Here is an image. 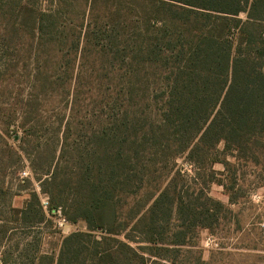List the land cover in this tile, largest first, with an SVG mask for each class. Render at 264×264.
Instances as JSON below:
<instances>
[{"label":"trees","instance_id":"16d2710c","mask_svg":"<svg viewBox=\"0 0 264 264\" xmlns=\"http://www.w3.org/2000/svg\"><path fill=\"white\" fill-rule=\"evenodd\" d=\"M92 3L109 11L116 0ZM129 3L137 13L120 6L105 27L85 21L86 11L61 30L56 11L30 4L0 16L6 50L20 31L50 41L67 32L76 37L65 48L77 56L83 46L95 48L101 69L90 75L96 90L80 87L86 75L75 78L64 137L32 153L23 150L49 201L44 207L30 180H22L20 188L29 191L24 206L0 203L1 264H157L189 244L190 230L219 223L226 210L210 196V184L234 189L218 178L224 172L214 170L222 153L264 173V0ZM67 80L65 86L72 77ZM80 122L86 125L73 124ZM73 126L85 134L73 139ZM21 128L26 143L35 127L25 122ZM10 131V125L0 129V145ZM5 146L0 172L14 176L22 157ZM179 158L192 166L193 186L174 171ZM6 191L0 190L3 203L16 196ZM239 192L230 193L231 204ZM58 212L68 223L85 222L87 232L63 238L57 258L41 252L28 259L22 252V261L14 260L19 246H8L14 225L31 230L52 224L48 214Z\"/></svg>","mask_w":264,"mask_h":264},{"label":"rangeland","instance_id":"374dc122","mask_svg":"<svg viewBox=\"0 0 264 264\" xmlns=\"http://www.w3.org/2000/svg\"><path fill=\"white\" fill-rule=\"evenodd\" d=\"M62 1L0 0V16L2 14V17L6 15L5 18H8L11 7L18 9L23 4H30L40 11H56V15L60 16L58 23L63 30L64 22L68 27L77 24L81 13L83 16L86 11L85 21L101 27L110 24L112 15L120 6L127 12L132 9L134 14L138 11L131 8L129 0H116V7H111L109 11L99 3H92V0H88V7L85 0H67L65 6ZM239 19L245 21L247 15L241 14ZM1 27L0 25L2 34ZM24 32H18L8 44L7 50L6 45L0 44V129L4 131L10 125L11 130V136H6L0 145V160L3 148H7L6 144L12 146L22 157L16 175H9L7 171L0 172V190L5 189L8 192V189H11L8 193L16 195H10L8 198L5 196L7 203H3L0 198V203L7 206L13 204L18 208L23 207L29 198V191H24L20 188L21 185L19 186L22 180H30L29 188L35 189L42 204L47 205L49 199L41 194L26 153H32L36 146L44 147L48 142L64 137L70 114L69 107L65 105L66 98L74 89L75 78L86 75L85 84L80 87L84 91H93L99 86L91 82L90 75L93 77L97 72H101L95 48L83 46L80 56L65 48V44L73 42L76 35L73 37L67 32H57L50 41L45 35L30 37ZM68 75L72 77V82L65 86L63 80L68 82ZM25 122L35 127L33 137L26 143L21 142L24 136L21 125ZM51 124H54L53 131ZM73 124L86 125L81 122ZM71 131L73 139H76L78 134H85L78 131L76 126H73ZM223 149L221 145L220 150ZM23 150H27L26 153ZM219 160L220 162L214 165V170L224 172V175H219L218 178L223 180L227 187L234 186L228 193L219 184H210V196L222 202L226 210L221 214L219 223L212 230H190L189 244L179 252L169 254V259H157V264H264V173L261 167L235 161L230 152L222 153ZM225 160L230 164L227 169L221 163ZM176 164L174 171L180 170L187 186H193L192 166L185 158H179ZM204 176L205 174H202L201 180ZM237 191H240V196L235 204H231L230 193L234 195ZM48 218L52 220V224L35 225L31 230L14 225L15 229L11 231L8 241L11 249L19 246L18 251H15L14 260L21 262L18 256L22 252L28 259L41 252L57 258L63 238L76 232H87L85 222L68 223L60 212L53 217L48 214ZM173 225L174 223L171 227ZM29 261L38 264L36 260Z\"/></svg>","mask_w":264,"mask_h":264},{"label":"built area","instance_id":"2783aa9c","mask_svg":"<svg viewBox=\"0 0 264 264\" xmlns=\"http://www.w3.org/2000/svg\"><path fill=\"white\" fill-rule=\"evenodd\" d=\"M45 204V203H44ZM48 204V203H47ZM44 206H47L46 204L44 205ZM0 264H1V262H0Z\"/></svg>","mask_w":264,"mask_h":264}]
</instances>
